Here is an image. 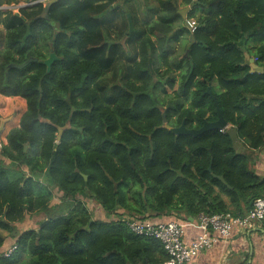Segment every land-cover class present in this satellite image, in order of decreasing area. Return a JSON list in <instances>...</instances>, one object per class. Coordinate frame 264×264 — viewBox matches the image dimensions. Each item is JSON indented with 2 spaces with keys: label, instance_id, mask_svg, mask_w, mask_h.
Wrapping results in <instances>:
<instances>
[{
  "label": "trees",
  "instance_id": "1",
  "mask_svg": "<svg viewBox=\"0 0 264 264\" xmlns=\"http://www.w3.org/2000/svg\"><path fill=\"white\" fill-rule=\"evenodd\" d=\"M126 2L57 0L48 12L37 5L0 38V95L27 104L0 150V229L12 233L25 218L45 215L39 228L16 237L9 255L0 233V264H163L169 256L161 241L135 234L127 219L239 216L264 197V177L235 144L238 135L250 149L264 148V0H183L194 32L173 0H158L137 42L139 60L111 103L97 82L120 45L107 41L102 19ZM181 42L184 52L174 49ZM51 53L58 58L48 71L40 59ZM246 54L262 72H250ZM31 57L38 61L11 67ZM217 106L229 128L197 136L169 129L215 121ZM66 124L57 141L55 125ZM3 159L32 175L11 178ZM50 186L62 193L60 204ZM80 194L113 217L95 219L81 200H65Z\"/></svg>",
  "mask_w": 264,
  "mask_h": 264
},
{
  "label": "rangeland",
  "instance_id": "2",
  "mask_svg": "<svg viewBox=\"0 0 264 264\" xmlns=\"http://www.w3.org/2000/svg\"><path fill=\"white\" fill-rule=\"evenodd\" d=\"M53 0H42L40 3L32 5V6H26L28 4L34 3L32 0H2L0 4V38H3V34L13 25H16L22 21H25L29 18L30 13H33L32 10L35 9L37 5H41L42 9H46L49 7L50 3ZM131 0H127V2H130ZM140 1V7L138 13H134L133 16H131V21L133 25V29H131L129 20L127 16L120 15L119 7L120 5L114 6V10L117 9L116 14L117 16L114 17L115 12L111 11L107 16L103 17V30L104 35L108 42H118L120 43V51L117 55L116 61L112 65V67L105 71L104 76L97 82V87L100 89L101 94L103 95L104 99L108 102H114L119 90L121 87L124 86L126 81L128 80L130 74H131V67L130 64L133 61H137L139 59H135L136 55H138L137 50V40L142 36L144 33V21L148 17L152 16L155 18V12L158 9V3L157 0H136V2ZM122 6V4H121ZM138 9V8H137ZM146 12V17L142 15V13ZM189 10H187L188 12ZM128 13V12H127ZM112 19V24L114 26H111L109 24V19ZM184 20V25H185ZM2 46H0L1 51ZM174 49L178 50V52H184L185 46L181 42L179 44H174ZM249 56V55H248ZM249 58H252L249 56ZM160 65V63H159ZM166 67H162L160 71H164ZM167 77V75H166ZM171 77H174L176 79V83L179 81V71L175 72V74H172ZM158 79V77L154 78V82ZM171 92V91H170ZM13 98H3L0 97V116L2 115L4 118H10L9 123L6 124V128L4 129V133H7L12 127L11 123L15 120V122H19V119L21 118L22 114L26 110V107H23L17 103L12 102ZM6 102H5V101ZM23 99H21L22 101ZM168 107V105H165ZM165 106H163V110L165 109ZM16 109V110H15ZM17 109H20V111H17ZM15 111V113H14ZM187 127V126H186ZM2 144H4L6 141V137L2 136ZM2 144L0 146V150L2 147ZM0 159L2 157L0 156ZM4 166L8 167L10 169V177L15 178L17 176H31L32 173L30 169L26 165H19L17 162L10 161L9 159H3ZM35 177L40 179L41 182L48 185V183L45 181L46 178L44 175H37V173H34ZM50 188L53 191L54 194V204H60L63 201V195L57 188H53L50 186ZM81 200L83 204L90 210V213L93 218L95 219H110V216L108 218V214L103 210V208L93 199L90 195H83L80 194L77 197L74 198H65V200L73 201L75 200ZM72 207V206H71ZM45 215L39 214L34 215L32 217H27L23 221L19 222L15 228V230L10 233L9 231L0 229V233L3 236L7 237V246H13L16 243V237L24 232L27 229L30 228H39L40 223L42 220H44ZM112 218V217H111ZM106 220V219H104Z\"/></svg>",
  "mask_w": 264,
  "mask_h": 264
},
{
  "label": "built area",
  "instance_id": "3",
  "mask_svg": "<svg viewBox=\"0 0 264 264\" xmlns=\"http://www.w3.org/2000/svg\"><path fill=\"white\" fill-rule=\"evenodd\" d=\"M185 26L194 32L197 21L186 19ZM222 131V130H221ZM200 234L188 243L184 238V228L179 220L153 221L151 219H127V225L137 235L157 238L161 241L169 259L165 264H187L191 262L203 249L213 247L219 238L227 239L237 229L251 230L257 222L264 221V197L256 198L249 210L239 216L230 213L200 214ZM16 245L5 253L9 255Z\"/></svg>",
  "mask_w": 264,
  "mask_h": 264
},
{
  "label": "crops",
  "instance_id": "4",
  "mask_svg": "<svg viewBox=\"0 0 264 264\" xmlns=\"http://www.w3.org/2000/svg\"><path fill=\"white\" fill-rule=\"evenodd\" d=\"M173 1L178 7V11L191 9L189 5H185L183 3V0H173ZM139 7H140V1L136 2V0H132L130 1V4L129 3L127 4L126 2L124 3V5L123 4L122 6L120 5L119 12L120 15L127 16L128 14H130V16H133L134 13H138V11L140 10ZM158 10L159 9L156 10L155 15H157ZM112 11L115 12L114 17H116L117 9L116 10L113 9ZM188 12L186 13V17ZM142 15L146 17V12L143 11ZM112 19L113 18L111 17V19H109L108 21L111 26H114L112 24ZM182 24L184 25V21L182 22ZM144 32H145V25H144ZM110 43H115V42H110ZM117 43L118 42H116L115 44ZM119 51H120V47H119ZM135 59H139L138 55H136ZM229 127L230 125L228 126V128ZM232 133L235 134V131H232ZM235 144L238 153L244 154L246 156L249 162L250 169L253 172H255L257 175L264 177V148L260 150H252L246 145V143L241 138L238 137V135L235 136ZM224 199L226 202L228 203L230 202L228 197H225ZM111 217L113 216H110V218ZM173 219L179 220V222H181L184 228V238L188 243H190L194 238H196L202 231V228L199 225L198 216L186 220L178 219L173 216H162V217H154L151 220L158 222V221H169ZM187 264H264V221L257 222L255 224V227L252 228L251 230L236 229L227 239H223L220 237L219 241L213 247L209 249H203V251H201L199 255H197L191 262Z\"/></svg>",
  "mask_w": 264,
  "mask_h": 264
},
{
  "label": "water",
  "instance_id": "5",
  "mask_svg": "<svg viewBox=\"0 0 264 264\" xmlns=\"http://www.w3.org/2000/svg\"><path fill=\"white\" fill-rule=\"evenodd\" d=\"M34 3L32 4H28L25 5L26 6H32L35 4H38L41 2V0H32ZM57 0H53L50 5L52 3H55ZM49 5V6H50ZM49 8V7H48ZM47 8V9H48ZM188 9H185L183 11H178L183 18H186V13H187ZM128 16V20L131 26V29H133V25H132V21H131V16L130 14L127 15ZM58 57L54 54L51 53L49 58H47L46 60H41V62H43L46 66L48 71H50L52 63L54 62V60H56ZM38 59L37 58H29L26 62L24 63H20V64H12L11 67L12 68H19V69H23L26 66H28L31 62H36ZM245 64L250 66V72H262V68L260 66H258L255 62L253 58H249L248 54H246V58H245ZM208 92H210V88L208 89ZM134 98L137 96V93H132ZM67 100L69 101V97L67 98ZM217 113H218V119L215 121H205V123L203 124L202 127L198 128V129H193V128H188L185 125V120L183 121V123L178 126V127H171L169 128L172 132H174L177 136L181 135V134H191L193 136H197L200 135L202 133H205L207 131H210L212 129H223L225 127L228 126L227 121L225 120L223 113L220 109L219 106H217ZM55 127L58 129L59 131V135L58 138L60 139V137L62 136L63 132L66 131L67 129L70 128V125H65L63 127L57 126L55 125ZM80 130H82L81 128H79ZM105 140L108 141H113V138H111L108 134H106V138ZM211 170V168H210ZM220 180H222L223 182H225V179L223 176H217ZM85 178H87V175H85Z\"/></svg>",
  "mask_w": 264,
  "mask_h": 264
},
{
  "label": "flooded vegetation",
  "instance_id": "6",
  "mask_svg": "<svg viewBox=\"0 0 264 264\" xmlns=\"http://www.w3.org/2000/svg\"><path fill=\"white\" fill-rule=\"evenodd\" d=\"M48 9H46V11H47ZM48 12V11H47ZM50 56V55H49ZM47 58H49V57H47ZM46 58V59H47ZM46 59H40V62H41V60H46ZM38 61V60H37ZM55 61H57V59L56 60H54V62ZM53 62V63H54ZM43 63V62H42ZM53 63H52V65H53ZM52 67V66H51ZM48 70V69H47ZM0 97H1V95H0ZM10 96H3V98H9ZM69 97V101L67 100V102L68 103H70V95L68 96ZM67 97V98H68ZM10 98H13L12 99V102L14 103H17V104H19V105H21V106H23V107H27V104H26V101H25V99H23V98H21V97H18V96H15V97H10ZM21 99H23L22 101H21ZM5 101V100H4ZM7 101V100H6ZM5 101V102H6ZM1 106V105H0ZM16 110V109H15ZM17 111H20V109H17ZM14 113H15V111H14ZM9 121H10V118H4L2 115L0 116V146H1V144H2V136H4V137H6V141H4L5 143L4 144H2V147H4L5 145H7L8 144V135H9V133L12 131V130H14L15 128H19V127H21V125H22V123H21V118L19 119V122H18V124H17V122H15V120L11 123V129L7 132V133H4V129L6 128V124L7 123H9ZM66 125H69V124H66ZM70 128H71V126H70ZM70 128L69 129H67L66 131H69L70 130ZM6 132V131H5ZM65 133V131L63 132V134ZM62 134V135H63ZM58 135H59V131L57 132V141H59L61 138H62V136L60 137V139L58 138ZM1 147V148H2ZM30 151H32V149L29 147V145L28 144H24V152H26V153H29Z\"/></svg>",
  "mask_w": 264,
  "mask_h": 264
},
{
  "label": "clouds",
  "instance_id": "7",
  "mask_svg": "<svg viewBox=\"0 0 264 264\" xmlns=\"http://www.w3.org/2000/svg\"><path fill=\"white\" fill-rule=\"evenodd\" d=\"M169 128H171V127H169Z\"/></svg>",
  "mask_w": 264,
  "mask_h": 264
}]
</instances>
